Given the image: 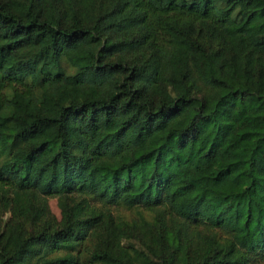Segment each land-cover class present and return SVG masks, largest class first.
<instances>
[{"label":"trees","instance_id":"16d2710c","mask_svg":"<svg viewBox=\"0 0 264 264\" xmlns=\"http://www.w3.org/2000/svg\"><path fill=\"white\" fill-rule=\"evenodd\" d=\"M74 3L0 0V264L264 262V0Z\"/></svg>","mask_w":264,"mask_h":264},{"label":"rangeland","instance_id":"374dc122","mask_svg":"<svg viewBox=\"0 0 264 264\" xmlns=\"http://www.w3.org/2000/svg\"><path fill=\"white\" fill-rule=\"evenodd\" d=\"M74 4L79 9L84 8H91L93 9L95 6H100L102 9H108L112 6L113 0H74ZM75 200H79L78 198H75ZM88 204V203H87ZM1 219L3 222H7V220L10 219V211H2L1 212ZM98 213V212H97ZM154 217V213L148 212L144 209L138 208V209H126L122 207L118 208H112L109 210L104 211L103 216V223H106L108 226V230L111 229L114 224L117 226L118 224H125V223H131L134 219H145L147 221H151ZM41 226V228H50L52 230L59 229L63 225V218L62 213L58 205L57 198H50L47 201V212L46 214L41 218L40 223L38 226ZM25 226L28 228V230L33 231V223L26 222ZM105 231H103V234ZM100 238V236H98ZM105 239L106 236H104ZM258 264H264V262H259Z\"/></svg>","mask_w":264,"mask_h":264}]
</instances>
